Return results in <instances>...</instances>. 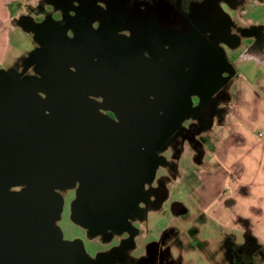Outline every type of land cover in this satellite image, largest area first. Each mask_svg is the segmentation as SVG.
Masks as SVG:
<instances>
[{"label": "flooded vegetation", "instance_id": "af4514ba", "mask_svg": "<svg viewBox=\"0 0 264 264\" xmlns=\"http://www.w3.org/2000/svg\"><path fill=\"white\" fill-rule=\"evenodd\" d=\"M73 1H76V7ZM44 3L74 9L77 14L70 27L49 21L36 24L28 16H22L19 23L36 33L38 48L34 57L38 53L39 59L33 60L32 74L22 80L18 74L0 69V101L4 94L14 93L20 84L26 87L36 79L44 80L53 48L66 42L67 46L77 45V59L69 61V69L77 78H82L87 71L95 74L106 68L110 74L120 70L126 83L130 77L128 67H140L141 77L135 82L136 86L119 85L124 91L113 92L109 88L108 93L98 92L93 87L88 95L97 102L98 112L109 118L113 127L129 131L133 127H143L145 120L151 117L157 127L160 121L166 128L186 125L183 130L194 132L195 136L198 128H209L212 120L221 116L224 108L219 105L223 102L227 105L226 89L233 79L222 45L234 46L238 41L237 34L232 32L233 22L221 3L236 9L235 0H45ZM197 97L201 99L200 103L196 102ZM205 138L204 143L207 142ZM136 151L138 156L130 162L121 150L116 151L114 169L117 171L114 174L118 184L131 185L133 180L144 177L147 170H154L152 180L138 182L140 195L132 204L120 205L106 217H95L92 225L89 224L92 226L90 233L100 237L109 248L93 258L87 257L83 250L75 251L74 264H181L176 248L180 241L173 230L171 234L164 231L156 241L146 243L144 251L135 254L148 216L142 205L147 198L144 195L163 202L167 194L161 182L154 185L161 159L157 157L153 161L141 144ZM124 187L119 193L126 197L131 195V189ZM20 190L21 187H11L2 194ZM86 205L78 203L76 209L89 219ZM182 212L179 206L174 214L177 216ZM106 223L110 226L101 230ZM112 233L115 236L112 237ZM194 233L196 229L190 231L191 235ZM168 238H172L169 243ZM5 253L9 255V251L2 255ZM25 262L30 263L29 256Z\"/></svg>", "mask_w": 264, "mask_h": 264}, {"label": "water", "instance_id": "95a60500", "mask_svg": "<svg viewBox=\"0 0 264 264\" xmlns=\"http://www.w3.org/2000/svg\"><path fill=\"white\" fill-rule=\"evenodd\" d=\"M76 46L66 42L55 46L44 80L36 79L26 87L20 84L14 93L6 90L10 94L0 101L5 103L0 112L1 159L12 164L3 168L0 176V264H28V256L29 264H74L75 251L83 247L79 241L61 240L56 227L63 210L59 192L78 186L73 220L91 229L95 217H106L116 207L136 201L141 187L138 182H149L154 176V170H147L131 185L118 184L116 151L121 150L130 162L138 156L136 147L141 144L146 155L156 161V153L166 142L168 128L163 121L158 128L148 117L143 127L126 131L113 127L110 119L98 112L97 102L88 98L93 87L108 93L110 89L124 91L119 85L136 86L139 78L132 76L131 70L138 67H128V83L123 82L120 70L110 74L106 68L77 78L69 69V61L77 59ZM4 148H11V155H6ZM123 186L132 194H120ZM11 187L21 190L2 194ZM82 202L87 204L89 219L76 209ZM178 208L177 204L171 206L172 212ZM108 226L104 224L101 230ZM8 251L9 255H2Z\"/></svg>", "mask_w": 264, "mask_h": 264}, {"label": "rangeland", "instance_id": "374dc122", "mask_svg": "<svg viewBox=\"0 0 264 264\" xmlns=\"http://www.w3.org/2000/svg\"><path fill=\"white\" fill-rule=\"evenodd\" d=\"M37 2V0L9 2L11 17L7 19L4 31L0 32V69L7 73L18 74L20 80L24 79V76L32 74L33 60L36 62L39 59L38 53L34 57V52L38 48L36 33L24 28L19 23L22 16H28L36 24L49 21L52 24L70 27L72 19L77 14L74 9L66 10L50 3L38 4ZM75 2L72 3L76 7ZM221 7L232 18V32L238 35L243 45H246V37H244L246 31L242 30L250 31L256 27V22L262 16L261 8L255 5L254 0L247 3L246 11L243 14L238 11L237 7L229 9L223 3H221ZM222 48L228 65L234 64L238 59L239 50L236 51V48L227 45H222ZM230 68L234 73V68L232 66ZM131 73L134 77H141L140 67L133 68ZM226 91L229 96L230 86ZM195 100L201 102L199 97ZM3 104L5 103L0 104L1 109ZM227 105L224 102L219 105L224 108L221 116L215 117L209 128H198L195 136H193L194 132L188 133L183 130V127H187L186 125H171L166 130V142L156 153L158 159H161V163L157 177L154 179V185L161 182V185L167 190V194L163 198V202H156L152 196L144 195V198H147L142 205L143 210H147L146 216H148L144 223L146 225L143 235L136 243V255L144 251L146 243L156 241L164 231L170 233L172 230L179 237L180 243L176 248L181 264H231L232 246L244 244V233L240 229L220 227L217 222L204 213L200 205L202 202H199L194 194L195 188H198L200 183V174L205 170L206 156L213 162L208 168H214L217 165L214 163L216 161L214 155L210 153L211 145L221 143L222 132L220 129L221 125L225 123ZM193 121L198 127L200 126L198 121L192 119ZM204 138L207 140L206 143H204ZM3 150L6 155L8 153L11 155V148ZM1 158L0 150V176L3 168L9 169L12 166V164L3 163ZM77 188L78 186L59 192L63 199V210L56 227L61 233L62 241L69 243L79 241L84 254L93 258L98 252L105 251L109 247L100 237H94L88 226L74 222L73 202L76 199ZM172 203L179 204L184 213L176 216L171 209ZM157 209L159 210L157 211ZM194 229H196V233L191 235L190 231ZM111 236H115V233H112ZM171 239H167L168 243Z\"/></svg>", "mask_w": 264, "mask_h": 264}, {"label": "crops", "instance_id": "0c3cea01", "mask_svg": "<svg viewBox=\"0 0 264 264\" xmlns=\"http://www.w3.org/2000/svg\"><path fill=\"white\" fill-rule=\"evenodd\" d=\"M12 1L0 0L1 33L11 17ZM37 1L42 4L45 0ZM249 1L235 0L238 11L243 14ZM254 1L262 16L252 32L246 30V45L237 35L233 46L239 50L237 61L230 66L226 62L234 73L221 143L211 145L217 165L208 168L213 162L206 156L194 194L204 213L220 227L240 229L244 238L252 236L262 246L259 264H264V0Z\"/></svg>", "mask_w": 264, "mask_h": 264}, {"label": "trees", "instance_id": "16d2710c", "mask_svg": "<svg viewBox=\"0 0 264 264\" xmlns=\"http://www.w3.org/2000/svg\"><path fill=\"white\" fill-rule=\"evenodd\" d=\"M261 254L262 246L252 236L246 235L243 245L232 246L230 251L231 264H259Z\"/></svg>", "mask_w": 264, "mask_h": 264}]
</instances>
